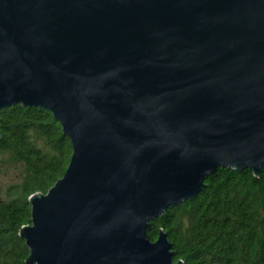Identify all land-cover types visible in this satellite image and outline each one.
Listing matches in <instances>:
<instances>
[{
    "label": "water",
    "instance_id": "water-1",
    "mask_svg": "<svg viewBox=\"0 0 264 264\" xmlns=\"http://www.w3.org/2000/svg\"><path fill=\"white\" fill-rule=\"evenodd\" d=\"M18 104L72 147L28 200V264H183L149 223L264 165V0H0V110Z\"/></svg>",
    "mask_w": 264,
    "mask_h": 264
},
{
    "label": "trees",
    "instance_id": "trees-1",
    "mask_svg": "<svg viewBox=\"0 0 264 264\" xmlns=\"http://www.w3.org/2000/svg\"><path fill=\"white\" fill-rule=\"evenodd\" d=\"M0 173L17 169L0 193V264H28L19 236L30 224L29 198L60 179L72 147L59 123L43 108L13 105L0 110ZM163 230L174 261L183 264H264V165L252 170L218 167L193 199L149 223L155 241Z\"/></svg>",
    "mask_w": 264,
    "mask_h": 264
},
{
    "label": "rangeland",
    "instance_id": "rangeland-1",
    "mask_svg": "<svg viewBox=\"0 0 264 264\" xmlns=\"http://www.w3.org/2000/svg\"><path fill=\"white\" fill-rule=\"evenodd\" d=\"M17 173L18 171L15 168H11L5 173H0V193L1 194L4 193L5 187L16 179Z\"/></svg>",
    "mask_w": 264,
    "mask_h": 264
}]
</instances>
